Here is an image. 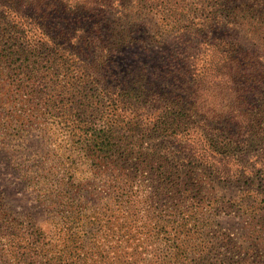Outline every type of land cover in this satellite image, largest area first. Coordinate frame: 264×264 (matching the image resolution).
<instances>
[{"label": "trees", "instance_id": "obj_1", "mask_svg": "<svg viewBox=\"0 0 264 264\" xmlns=\"http://www.w3.org/2000/svg\"><path fill=\"white\" fill-rule=\"evenodd\" d=\"M129 3L0 0V104L39 119L54 156L47 227L0 191V264H264V0H133L111 31ZM150 12L194 36L155 80L119 57Z\"/></svg>", "mask_w": 264, "mask_h": 264}, {"label": "rangeland", "instance_id": "obj_2", "mask_svg": "<svg viewBox=\"0 0 264 264\" xmlns=\"http://www.w3.org/2000/svg\"><path fill=\"white\" fill-rule=\"evenodd\" d=\"M133 0L129 3V8L120 16L110 18V30H120L123 27H130V24H123V17H127L132 12L134 18ZM189 1V0H188ZM153 12L142 16V21L134 22L136 28L135 38L137 43L134 49H127L119 55L123 58L124 68L140 67L147 63L149 77L158 75L163 69L164 62L168 59L167 54L172 47L182 46L191 43L194 38L191 34L183 32L181 34H167L162 29V22L153 15ZM54 28H73L84 25V21L73 15L60 14L53 17ZM188 22L191 21L189 17ZM132 24V25H134ZM239 33V32H238ZM246 34V30L240 31V37ZM247 41V36L244 37ZM244 39V41H245ZM243 41V42H244ZM148 48L153 52L147 54ZM156 51V53H154ZM158 51V52H157ZM152 55V56H151ZM136 56V57H135ZM146 56H151L145 58ZM145 58V60H143ZM166 63V62H165ZM154 71H156L154 73ZM157 82H160L158 80ZM14 88V86H12ZM21 105L16 101H6L0 104V191L6 194L9 208L19 215L30 214L40 224L47 227L46 210L49 206L38 201L39 185L41 177L47 174L48 168L52 165L53 152L52 146L48 142V137L38 128L39 119H35L32 114L20 119L19 114ZM5 124V126H2ZM43 180V178H42ZM44 187L43 183L41 184ZM220 224L238 241L244 242L243 222L235 217H223L219 219Z\"/></svg>", "mask_w": 264, "mask_h": 264}]
</instances>
